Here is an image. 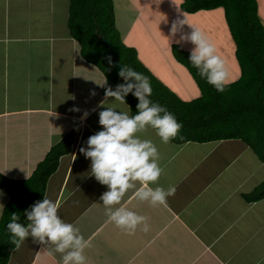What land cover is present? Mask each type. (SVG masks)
Instances as JSON below:
<instances>
[{
  "label": "crops",
  "instance_id": "0c3cea01",
  "mask_svg": "<svg viewBox=\"0 0 264 264\" xmlns=\"http://www.w3.org/2000/svg\"><path fill=\"white\" fill-rule=\"evenodd\" d=\"M112 1L115 26L127 45L125 39L137 19L143 20L144 8L158 0ZM57 2L0 0V173L29 177L51 146L74 127L70 150L60 156L44 195L59 200L60 217L91 239V247L85 249L87 264H264V198L246 202L241 196L264 180V163L237 139L165 144L155 129L148 128L139 135L151 139L161 155L164 172L158 185L174 186L175 194L155 207L135 199L134 190L125 195L123 205L148 217V232L138 228L129 235L108 220L100 200L107 186L91 175V160L80 152L88 137L102 130L104 76L81 57L64 23L67 12L62 22L55 21L61 7ZM181 2L175 0L172 8L188 24V17L199 12H183ZM65 4L68 8L69 0ZM153 32L148 40L162 48L160 58L154 57L157 65L160 60L173 62V77L181 68L187 71L172 55L171 45L177 41L163 43L160 33ZM137 45L130 47L138 50ZM140 46L148 53L144 44ZM137 50L138 59L155 76L151 56ZM237 70L228 83L238 79L239 66ZM113 99L108 98L104 107L118 104ZM119 108L129 112L126 103ZM8 198L0 189V217ZM7 264H62V254L54 245L34 243L29 236L11 251Z\"/></svg>",
  "mask_w": 264,
  "mask_h": 264
},
{
  "label": "trees",
  "instance_id": "16d2710c",
  "mask_svg": "<svg viewBox=\"0 0 264 264\" xmlns=\"http://www.w3.org/2000/svg\"><path fill=\"white\" fill-rule=\"evenodd\" d=\"M223 7L226 24L235 44V58L240 75L219 92L199 76L188 57L189 50L178 43L171 45L173 57L182 64L197 84L200 95L190 100L181 99L157 79L138 59L135 48L125 45L115 26L112 0H69L67 28L77 41L81 57L94 65L106 79L105 87L124 83L118 75L109 47L124 65L147 76L152 85L153 102H159L173 113L183 127L170 142H211L238 139L248 146L264 163V26L258 15L256 0H183L180 9L185 13ZM111 59V64L109 63ZM126 105L130 115L137 112L138 99L129 93ZM77 129L74 127L51 146L38 162L31 175L24 179L9 178L0 173V189L9 198L0 217V264H7L15 248L13 236L7 229L11 214L20 215L18 222L27 226L25 210L43 199L49 176L57 169L61 155L70 150ZM182 137V139H181ZM246 202L264 198V180L251 191L243 193Z\"/></svg>",
  "mask_w": 264,
  "mask_h": 264
},
{
  "label": "clouds",
  "instance_id": "9594fccd",
  "mask_svg": "<svg viewBox=\"0 0 264 264\" xmlns=\"http://www.w3.org/2000/svg\"><path fill=\"white\" fill-rule=\"evenodd\" d=\"M185 23L186 20L175 22L173 34ZM191 27L192 31L181 35L177 43L185 41L194 46L188 57L191 65L201 78L223 92L229 77L226 61L217 54L215 45L202 30L193 25ZM118 75L124 83L117 84L114 90L111 86L105 87L104 100L100 102L103 108L99 112L102 130L89 136L87 147H81L80 152L91 160V175L107 186L100 200L105 206L108 220L131 235L138 228L148 232L150 225L148 217L122 204L130 190H134L135 199L147 201L153 207L165 205L167 198L176 191L174 186L164 188L158 185L164 172L161 155L151 139L141 138L139 134L147 132L148 128L155 129L162 142L167 144L179 136L183 125L165 106L150 99L153 89L147 76L124 64L119 66ZM105 84L106 79L100 86L104 87ZM129 93L138 99L135 115L119 108L120 104L126 103L125 97ZM108 98H114L118 104L104 107ZM84 115L86 117L88 112ZM60 206L59 200L53 201L44 195L30 210H25L29 221L27 226L18 222L20 215L13 212L7 223V229L13 236L12 243L18 250L31 236L34 243L54 245V251L62 254V264H87L85 249L91 247V239H85L78 227L60 217Z\"/></svg>",
  "mask_w": 264,
  "mask_h": 264
},
{
  "label": "rangeland",
  "instance_id": "374dc122",
  "mask_svg": "<svg viewBox=\"0 0 264 264\" xmlns=\"http://www.w3.org/2000/svg\"><path fill=\"white\" fill-rule=\"evenodd\" d=\"M58 1L60 2L61 7L58 6L59 15L57 16L55 21L62 22L61 16L65 18L66 12L68 14V8H66L67 5L65 4V0ZM178 1L179 0H177V2ZM53 2L56 6L58 5L57 0H53ZM174 2L175 0H158L155 5L148 4L149 7H145L142 11L144 15L143 20L137 19L133 31L130 32V35L125 39V43L127 44V46H133L134 43H136V45L138 44V50H136L139 54H141L142 56H151L153 67L152 70L155 72L156 78L159 79L161 82L163 81V83H167L174 91L168 85L167 86L173 92H175L181 99L190 100L192 98L197 97V84L193 80L192 76H190V74H188V72L183 68H181V70L176 74V76L173 77V74L175 73L171 70L172 65L174 64L173 62L164 64V62L160 60V62L158 63L159 66L157 65L154 57L160 58V56L158 57L157 55L162 48L156 46L155 44H152V41L148 40L147 36L150 35L151 30L154 31L153 34L160 33L161 38H164L162 40L160 38L161 42L167 43L170 41L176 42L180 40L181 35L190 33L192 31L191 25L199 28L215 45L217 49V54H219L226 61V65L229 70V75H234L235 72L238 73V64L234 53L235 44L231 38L230 31L226 24L223 7H218L207 11L201 10L198 11L199 13L194 16L190 15L188 17V19H190V22L188 24L185 23L182 26H179V30L175 34H173V24L177 21L182 20L177 13L174 14V10L172 8V3ZM257 4L258 15L260 17L261 23L264 26V0H257ZM158 10L159 12H157ZM156 12L158 13V15H156ZM66 22L67 20L65 18L64 23ZM149 26H151L152 28ZM180 42L183 44V47L189 51L194 47L190 42ZM141 44H144L145 49L149 50V55L147 52H144L143 48L140 46ZM153 52L156 55L154 54L153 56ZM241 144H243V142H241ZM238 161H240V159H238Z\"/></svg>",
  "mask_w": 264,
  "mask_h": 264
},
{
  "label": "water",
  "instance_id": "95a60500",
  "mask_svg": "<svg viewBox=\"0 0 264 264\" xmlns=\"http://www.w3.org/2000/svg\"><path fill=\"white\" fill-rule=\"evenodd\" d=\"M109 52H110L113 63L118 65V66L122 65V63L117 59L115 53L112 52L110 47H109Z\"/></svg>",
  "mask_w": 264,
  "mask_h": 264
}]
</instances>
